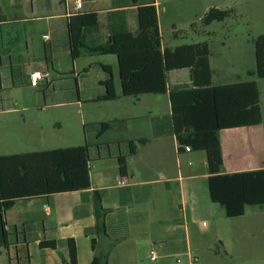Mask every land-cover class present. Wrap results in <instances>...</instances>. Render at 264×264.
<instances>
[{"label":"crops","instance_id":"crops-1","mask_svg":"<svg viewBox=\"0 0 264 264\" xmlns=\"http://www.w3.org/2000/svg\"><path fill=\"white\" fill-rule=\"evenodd\" d=\"M76 1L0 0V156L83 146V142L76 141L60 147V133H47L40 138V114L48 109L76 105L82 116V107L93 105L88 110L95 111L88 116L92 123L129 118L117 117L124 96L116 57L95 55L88 65L81 64L88 53L73 59L69 21L77 14L94 13L96 24L82 31L85 44L97 46L115 32H137L139 3L155 5L159 25L158 2L78 0L81 7L77 10ZM208 46L213 86L254 81L238 78L235 82L215 83L209 43ZM102 66L111 68L115 101H96L105 94L101 83L109 78ZM33 70L45 75L36 88L30 87L28 81ZM254 71L255 67L249 68L246 77L256 78L249 75ZM180 80L168 81V85L188 83L189 72L188 80ZM71 83L79 89L72 98L64 94L65 86ZM142 97L162 99V110L154 104V98L146 103L145 114L155 119L153 122H145L138 131L118 123L120 126H112L99 139L95 133L87 142L89 189L19 200L5 212L8 245L0 247V264H63L69 257V240L75 246L76 264H91L96 254H107V264H219L216 259L220 255L208 252L210 247L204 237L199 235L198 246L192 245L194 226L201 224L205 228V220L217 222L226 218L224 210L208 196L205 153L178 152L168 94ZM108 106L112 108L107 115H100L102 108ZM59 115L60 112L52 115V120H58L54 118ZM85 122L81 117V123ZM53 124L59 125L57 121ZM219 137L222 173L264 169L263 118L257 127L225 130ZM139 139H147V143L137 144L136 152L131 154L129 142ZM93 192H99L102 208L108 210L104 220L106 235L86 233L96 224ZM261 210L264 207L247 206L242 218H257ZM217 229L215 226L212 231V243L220 242L225 250ZM232 229L236 234L247 232L243 227ZM44 242H54L55 249L42 247ZM256 244L248 245L254 248ZM151 248L158 254L154 262L148 256ZM175 255L184 260L172 263ZM206 257L213 261L208 263Z\"/></svg>","mask_w":264,"mask_h":264},{"label":"trees","instance_id":"trees-1","mask_svg":"<svg viewBox=\"0 0 264 264\" xmlns=\"http://www.w3.org/2000/svg\"><path fill=\"white\" fill-rule=\"evenodd\" d=\"M138 3V0H135ZM231 9L210 8L201 18L208 27L224 22ZM137 32H115L97 46L84 42L85 27L96 24L94 13L77 14L69 21L68 33L73 59L84 53L115 56L121 94L124 97L168 94L171 105L172 134L178 152H204L208 170L207 190L211 202L218 204L228 219L242 217L247 206L264 207V169L222 173L220 133L225 130L257 127L262 123L260 93L255 81L213 86L207 42L161 49L157 10L153 3L137 5ZM255 75L264 79V34L254 40ZM109 78L102 82L105 94L96 101L117 99L111 68L102 66ZM188 70L189 82L168 85V75ZM113 122L98 124L96 139L112 128ZM147 139L130 141V153ZM89 144L65 149L0 156V247L8 245L4 214L16 201L49 197L57 193L90 188ZM96 224L86 233L103 234L105 215L99 192H93ZM55 249L54 242L41 243ZM69 257L63 264H76L75 246L68 241ZM91 264H107V254H96Z\"/></svg>","mask_w":264,"mask_h":264},{"label":"rangeland","instance_id":"rangeland-1","mask_svg":"<svg viewBox=\"0 0 264 264\" xmlns=\"http://www.w3.org/2000/svg\"><path fill=\"white\" fill-rule=\"evenodd\" d=\"M156 1L158 2L162 49H174L179 46L201 42L209 43L215 83L235 82L240 78L241 80H254L259 86L264 126V79L246 77L247 70L255 67L253 40L264 34V0ZM213 7L221 10L231 9L233 12L224 22H213L208 27H204L200 20ZM163 9H166V11L164 12ZM107 56L109 57L101 58L115 57L112 55ZM94 58H96L95 55H89L81 61V64L88 65V63L94 61ZM115 74L116 84L119 88L116 68ZM176 79H181L180 81L188 80V70L169 74L170 83H174ZM78 91L76 83H71V85L65 86L64 94L72 98L77 96ZM152 98L154 97H150V99L142 96L122 98L121 114L117 117L129 118L121 122L114 121L112 123L113 127L116 128L121 124L138 131L139 127L145 122H153L155 119L145 114L146 103ZM155 98L152 99L155 100L154 104H158V107L162 110V99H159L160 97ZM110 106L103 107L104 111L101 110L99 114L102 116L107 115L110 108H112ZM91 108H93V105H84L82 116L76 105L44 111L40 114V127H42L40 138L47 133H60V147H66L71 142L76 141L83 142L85 145L94 138L95 131L98 130V124L88 120V116L95 112L90 113L88 110ZM59 112L60 115L54 118L58 120H52V115ZM81 117L86 121V124L81 123ZM53 121L59 123L60 130L57 129L59 125L55 126ZM259 214L257 218L249 216L233 219L225 218L217 222L205 220L207 227L203 228L201 224L193 227L192 245L193 247L198 246L199 235H201L210 247L208 252L220 255L216 259L219 264H264V210L259 211ZM215 226L218 228L220 238L226 244L225 250L221 247L220 242L212 243V231ZM234 227L246 228L247 232L236 234L232 229ZM250 227H254L253 230L249 231ZM250 243L257 244L253 248L249 247L248 244ZM217 249H219L218 253ZM206 258L208 263L213 261L209 257ZM176 259L184 260V257L175 255L171 260L172 263Z\"/></svg>","mask_w":264,"mask_h":264},{"label":"built area","instance_id":"built-area-1","mask_svg":"<svg viewBox=\"0 0 264 264\" xmlns=\"http://www.w3.org/2000/svg\"><path fill=\"white\" fill-rule=\"evenodd\" d=\"M81 7V2L80 1H76L75 2V9H80ZM44 38H47V36H44ZM45 78V75L39 71V70H33L29 73L28 75V81H29V85L32 88H36L39 86L40 82ZM184 152L189 153L191 152L189 147H185L184 148ZM120 184H124V182H120ZM148 256L149 259L154 262L157 258H158V254L157 251L155 250V248H151L148 252Z\"/></svg>","mask_w":264,"mask_h":264},{"label":"water","instance_id":"water-1","mask_svg":"<svg viewBox=\"0 0 264 264\" xmlns=\"http://www.w3.org/2000/svg\"><path fill=\"white\" fill-rule=\"evenodd\" d=\"M260 208H262V207H260Z\"/></svg>","mask_w":264,"mask_h":264}]
</instances>
